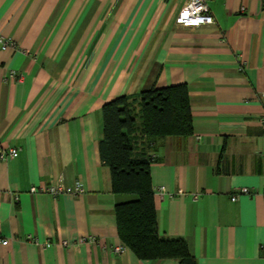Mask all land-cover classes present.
<instances>
[{
  "label": "crops",
  "instance_id": "0c3cea01",
  "mask_svg": "<svg viewBox=\"0 0 264 264\" xmlns=\"http://www.w3.org/2000/svg\"><path fill=\"white\" fill-rule=\"evenodd\" d=\"M184 1L0 0L17 45H0V147L18 148L0 160V264H181L113 252L126 196L99 153L105 103L179 83L193 133L147 151L159 234L198 264H264V0H207L200 28L175 23ZM59 179L85 194L30 192Z\"/></svg>",
  "mask_w": 264,
  "mask_h": 264
},
{
  "label": "trees",
  "instance_id": "16d2710c",
  "mask_svg": "<svg viewBox=\"0 0 264 264\" xmlns=\"http://www.w3.org/2000/svg\"><path fill=\"white\" fill-rule=\"evenodd\" d=\"M102 119L100 157L110 168L113 193L126 196L114 209L121 244L140 259L198 264L184 239L159 234L150 177L153 154L147 153L166 137L193 133L187 85L151 86L138 97H115L103 105Z\"/></svg>",
  "mask_w": 264,
  "mask_h": 264
},
{
  "label": "built area",
  "instance_id": "2783aa9c",
  "mask_svg": "<svg viewBox=\"0 0 264 264\" xmlns=\"http://www.w3.org/2000/svg\"><path fill=\"white\" fill-rule=\"evenodd\" d=\"M242 10L245 8L242 7ZM175 23L179 26H186L192 28H200L203 26L211 25L214 23V17L210 11V7L208 5L207 0H185L182 8L180 9L178 15L176 16ZM0 45L3 50L8 48H16L15 40L10 36H0ZM17 75L16 70L11 69L8 72L6 78H15ZM5 78V79H6ZM264 98V94L261 96ZM264 121V119H262ZM18 153V148L9 146L7 148L0 147V160H7L10 158H14ZM162 189V188H161ZM163 191V190H162ZM31 193L45 192L49 193L52 196L56 197L62 193H70L74 196H80L85 194L86 188L84 184L76 180L72 186L65 185L61 179L56 182L50 183L45 186H32L30 188ZM240 192L249 193L248 188H240ZM196 198V196H195ZM232 200L237 199V195H233ZM94 240V238H90ZM7 239H2L1 242L3 244L7 243ZM63 244H67V241H63ZM127 247L123 244H118L112 248L113 252H122L126 250Z\"/></svg>",
  "mask_w": 264,
  "mask_h": 264
},
{
  "label": "rangeland",
  "instance_id": "374dc122",
  "mask_svg": "<svg viewBox=\"0 0 264 264\" xmlns=\"http://www.w3.org/2000/svg\"><path fill=\"white\" fill-rule=\"evenodd\" d=\"M136 120H137V124H138L139 123V120H140L138 115H137Z\"/></svg>",
  "mask_w": 264,
  "mask_h": 264
}]
</instances>
